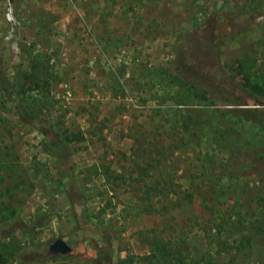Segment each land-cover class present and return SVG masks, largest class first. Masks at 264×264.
<instances>
[{
    "label": "rangeland",
    "instance_id": "obj_1",
    "mask_svg": "<svg viewBox=\"0 0 264 264\" xmlns=\"http://www.w3.org/2000/svg\"><path fill=\"white\" fill-rule=\"evenodd\" d=\"M218 11L242 14L232 35L216 33L209 18ZM218 47L236 82L228 87L264 104V0H0V56L10 53L20 89L38 78L37 105L56 126L84 135L70 147L78 189L95 223L115 228L122 264H140L153 237L201 255L214 206L262 218L264 134L224 110L232 107L197 99L172 67L187 51L210 64ZM13 106L0 104V247L9 264H98L83 251L50 254L77 219L57 159ZM162 173L181 194L156 198L162 214L145 213L138 180ZM247 235L248 249L222 263L264 264V236Z\"/></svg>",
    "mask_w": 264,
    "mask_h": 264
},
{
    "label": "trees",
    "instance_id": "obj_2",
    "mask_svg": "<svg viewBox=\"0 0 264 264\" xmlns=\"http://www.w3.org/2000/svg\"><path fill=\"white\" fill-rule=\"evenodd\" d=\"M240 16L242 14L218 11L209 19H213L215 22L216 33L225 30L228 35H232L234 29L239 25ZM255 17V15H251V18L254 19ZM214 52L217 57L210 64L193 60L191 58L192 53L189 51L178 53L172 61L176 77L193 91L195 97L200 101L210 107H232L224 110H228L227 113L241 121L256 125L264 134V108L251 107L254 105L264 107V104L258 99V104H253V99L255 101L257 97L248 93L249 91L242 85L237 86L239 90L241 88L245 93L247 92L246 95L236 88L228 87L227 81L230 78L225 75L222 59L219 56L221 55V47L214 49ZM8 56H11L9 52L5 56H0V104H14L12 110L15 116L23 124L34 128L39 133L43 145L50 150L58 161L59 181L70 200L77 219L75 234L67 240L73 249L72 253L76 250L83 251L82 254L91 256L98 264H122L118 250L119 239L116 236L115 228L105 222L95 223L94 214L89 211L86 205L85 193L78 189L75 176L76 167L70 147L75 142L84 141V135L56 126L45 113V109L37 105V101H41L34 95V92L37 91L35 88L39 87V80L35 75L27 76L26 84L29 85L27 88H19L15 75H13V68L7 60ZM33 80L35 85H31ZM230 81L236 85L235 81ZM246 97L249 100H245ZM180 130L184 136L181 141H186L190 129L182 125ZM153 168L157 169L158 165L153 166ZM147 177H149L148 174L145 175V179L143 177L138 180V182L143 183L138 196L140 201L138 208L145 213L162 214L163 209L155 201L156 198L165 195L166 199H170L173 195H179L181 192L179 193L175 189L173 181H169L164 173L157 178L150 176V181H147ZM123 178L118 176L117 179ZM190 198L193 202V197ZM259 205L262 208V218L249 221L240 218L239 211L234 210L235 213L230 212L229 214L228 212L227 214L223 209H217L214 206L212 218H210L211 223L208 225L209 230L206 232L209 246L207 251L197 256L174 239L153 237L150 252L140 259V264H230L229 262L222 263L220 258L233 252L242 253L248 249L247 244H252L248 235L243 236L245 231L264 236V197L259 200ZM230 210L228 209V211ZM214 211L221 214L216 217ZM234 215L237 218L234 219ZM0 264H9V257L1 247Z\"/></svg>",
    "mask_w": 264,
    "mask_h": 264
},
{
    "label": "water",
    "instance_id": "obj_3",
    "mask_svg": "<svg viewBox=\"0 0 264 264\" xmlns=\"http://www.w3.org/2000/svg\"><path fill=\"white\" fill-rule=\"evenodd\" d=\"M73 249L70 244L64 239H57L50 246L49 252L52 256H68Z\"/></svg>",
    "mask_w": 264,
    "mask_h": 264
}]
</instances>
